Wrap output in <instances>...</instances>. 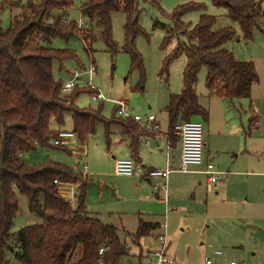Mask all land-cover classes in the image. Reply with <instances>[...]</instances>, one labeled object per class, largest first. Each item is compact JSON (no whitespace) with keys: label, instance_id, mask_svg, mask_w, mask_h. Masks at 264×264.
<instances>
[{"label":"rangeland","instance_id":"374dc122","mask_svg":"<svg viewBox=\"0 0 264 264\" xmlns=\"http://www.w3.org/2000/svg\"><path fill=\"white\" fill-rule=\"evenodd\" d=\"M26 1L0 0V27L3 30L9 27L11 17L19 13L9 3L24 4ZM135 1L139 11L138 24L144 30V34H139L135 39V47L142 56L145 72L141 87L140 72L137 69L130 71L128 54L119 51L112 55L101 37L102 27L81 15L80 8L86 0H72L68 16L70 20L78 22L82 29L91 30L94 37L91 42L92 54L86 51L79 36L68 40L56 39L52 43L53 48L68 49L75 54V58L66 59L62 66L55 61L53 75L56 80L64 82L69 79L70 71L77 69L82 73L77 88L88 90V77L84 71L91 64L94 65L96 72L92 85L108 100H93L91 92H85L77 97V106L95 109L101 105L102 115L110 119L116 109L112 101H126L133 114L143 118L150 114L157 117L163 133L157 141L161 143L168 126L167 115L161 110L166 106L170 94L181 91L182 71L187 61V55L182 52L171 61L167 80L164 75H159L162 62L176 46L177 38L184 40L172 35L169 43L162 47L164 38L172 30L169 15L178 5L189 2L204 4V10H190L181 16V20L194 26L200 15L208 14L217 19L213 30L233 27L236 36L223 48L231 52L235 60L252 61L259 77L258 83L251 88L249 98L228 99L209 96L205 87L206 68L202 66L197 72L193 88L198 103L208 110V119H194L203 123V139L207 141L208 148L213 150V162L226 173L222 177L223 181L217 183V188L208 187L203 175L172 171L165 181L167 187L164 193L156 188L159 179L154 178L148 182L140 176L142 171L133 176L114 174L112 156L121 159L127 149L125 138H122L119 126L115 124L110 127L113 132L109 143L103 124L97 123L95 131L84 142L74 136L68 147H64L66 150L38 147L25 153L23 159L27 165L43 164L51 160L72 168L78 167L79 170L82 165H87L86 174L90 180L86 197L88 208L102 221L113 224L120 240L130 248L129 256L123 258L122 262L141 261L149 251L147 245L151 240L147 237L141 240L139 248L126 235L136 230L138 215L142 214L165 224V233L170 241L168 252L177 264H202L204 257H211L214 264H226L225 261L264 264V204L262 193L252 190L256 172L262 168L259 164L264 163V21L261 19L252 38L245 40L239 26L228 18L227 10L216 7L212 0ZM262 6L264 8V0ZM110 17L111 40L117 48H121L124 44L126 15L116 11ZM115 115L119 117L116 112ZM252 118L257 121L254 126L249 123ZM61 128L72 131L70 113L64 114ZM82 144L86 147V155L79 156L70 152L73 146L79 149ZM80 149L75 152H80ZM156 152L149 153L144 147L141 148L147 167L162 169L164 151ZM221 183H225V186L219 189ZM69 185L65 186L67 190L71 188ZM16 193L19 207L12 232L40 222L37 215L29 213L26 198ZM159 231L155 230L150 236L155 237ZM215 251L222 254L214 256Z\"/></svg>","mask_w":264,"mask_h":264},{"label":"trees","instance_id":"16d2710c","mask_svg":"<svg viewBox=\"0 0 264 264\" xmlns=\"http://www.w3.org/2000/svg\"><path fill=\"white\" fill-rule=\"evenodd\" d=\"M212 3L227 10L228 18L239 26L245 40H250L259 21H264L262 0H212ZM71 5L72 0L11 2L9 6L19 13L11 17L7 29L0 27V264H12L11 259L16 264H98L100 248L106 250L103 254L106 263H121L130 254L117 228L88 212L86 197L90 180L87 176L60 162L47 160L43 164L27 165L20 158L22 153L38 147L66 150L52 146L51 139L56 132L49 126L52 119L57 125H63L65 113L71 114L72 131L81 142L95 131L97 123H102L109 143L110 127L118 125L129 138L128 147L135 162L139 160L141 137L156 135L138 127L132 119L117 117L116 109L107 119L102 115L101 105L95 109L77 106V97L91 92L89 89L76 87L68 96L61 93L62 82L53 75V63L56 61L62 66L66 59L75 58V54L68 49L53 48L52 43L56 39L79 36L86 51L92 54L94 38L91 30L82 29L78 22L69 19ZM204 9L202 3L189 2L178 5L169 15L172 30L164 38L162 47L172 35L184 40L177 38L176 46L162 62L159 75L167 80L169 65L180 53L185 52L187 61L182 71V89L178 94L169 95L163 109L167 115L168 140L175 141L177 123L197 117L208 119V110L198 103L193 88L202 66L206 68L205 87L209 96L249 98L252 86L259 80L252 61L235 60L223 48L236 36L233 27L213 30L217 19L208 14L200 15L194 26L181 20L190 10ZM116 11L126 15L121 48L110 37V15ZM80 12L102 27L101 37L112 55L119 51L128 54L130 71L140 72L141 87L145 72L135 39L144 30L138 24L136 1L86 0ZM256 122L255 118L249 121L253 126ZM54 180L78 184L75 205L61 194ZM16 191L26 198L29 213L37 215L40 222L12 232L19 207ZM158 227L159 223L138 216L136 230L126 235L140 248L141 240Z\"/></svg>","mask_w":264,"mask_h":264},{"label":"built area","instance_id":"2783aa9c","mask_svg":"<svg viewBox=\"0 0 264 264\" xmlns=\"http://www.w3.org/2000/svg\"><path fill=\"white\" fill-rule=\"evenodd\" d=\"M96 72L94 65H90L88 69L84 71L87 75L88 80L86 82V87L91 90V98L93 100H108L104 95L92 85L93 77ZM81 72L77 69H73L69 73V79L65 80L61 84V93L66 95L70 94L73 89L79 86V81L81 79ZM111 101V100H109ZM116 106V114L124 119H132L138 127L145 129L151 133L160 132V124L156 119V116L150 114L146 117H142L138 114H133L131 108L128 106L126 101H112ZM174 134L178 137L180 143V163L177 168L173 169L167 165L162 169H150L144 171L141 176H146L149 179L158 178L157 181L159 191L166 193V180L168 175L172 171L179 172H190L191 167H197L204 164V169L201 171L206 176V184L208 187H212L222 180L225 175L224 171H221L215 167L211 161L204 163V139H203V123L196 119H189L187 121H182L174 126ZM76 136L73 131L58 130L56 131V136L51 139V144L54 146L68 147L70 140ZM146 137V136H143ZM83 156V155H81ZM87 165L81 166L80 171L82 174L87 173ZM142 171L141 167L136 165L135 161L131 157L116 159L114 163V174L119 176H133L136 173ZM58 185L61 194H63L68 202L75 205V196L77 195L76 190H67L68 184L60 183L57 180L53 181ZM155 188V189H156ZM66 190V191H65ZM165 197V196H164ZM159 232L155 237L152 238L155 246L150 249L141 261H136L135 264H177L175 259L167 253V247L169 244L168 238L165 233V224H160ZM106 252L105 248H100L98 253L100 258L98 264H131L128 262L121 263H106L103 258V254ZM220 251H215L214 255H220ZM203 264H214L211 257H204ZM226 264H236L234 261H226Z\"/></svg>","mask_w":264,"mask_h":264},{"label":"crops","instance_id":"0c3cea01","mask_svg":"<svg viewBox=\"0 0 264 264\" xmlns=\"http://www.w3.org/2000/svg\"><path fill=\"white\" fill-rule=\"evenodd\" d=\"M259 81V80H258ZM76 101H77V99H76ZM75 101V103L77 104V102ZM78 105V104H77ZM164 109V108H163ZM161 111H163L164 112V110H161ZM66 114V113H65ZM70 116H71V114H70ZM156 119H157V117H156ZM158 121V120H157ZM159 122V121H158ZM71 124H72V121H71ZM159 124H160V122H159ZM50 129L52 130V131H58V130H61L62 128V126L63 125H61V126H59V125H57V123L55 122V120L54 119H52L51 121H50ZM112 130V129H111ZM113 132V130L111 131V133ZM160 132H161V130H160ZM120 133H121V136H122V138L125 140V142H124V144L126 145V147H127V149H126V151H125V153L123 154V155H121V157L120 158H122V157H131L132 158V156H131V152H130V149H129V147H128V142H129V138L127 137V136H125V135H123L122 134V132H121V130H120ZM161 135H163V133L161 132ZM161 135L159 134V133H156V135H153V136H146V137H141V139H140V144H139V147H138V157H139V160H138V162H135L136 163V165H138L139 167H142V173L144 172V171H147V170H150V169H161V168H156V167H147V164H145V162L143 161V158H142V153H141V148L142 147H144L149 153H157L156 151H164V162H163V164H162V168H164V167H166L167 165H169V167H173V169H175V168H177L178 167V165H179V163H180V143H179V140H178V137L175 135V137H176V139H175V141L174 140H168V135H167V130H166V132L164 133V137H163V141L161 142V143H159L158 141H157V138H162L161 137ZM120 141H121V139H120ZM119 141V142H120ZM154 141H156L155 143H153ZM119 142H117V143H119ZM205 142V141H204ZM206 144L204 145V163L205 162H207V161H211L214 165H215V163L213 162V160H214V157H215V155L212 153L213 152V150H210L209 148H208V143H207V141L205 142ZM83 145V144H82ZM81 148V149H80ZM79 149H80V152H75V150H79L78 149V147H76V146H73L72 147V149L70 150V152L71 153H76V155H79V156H81V155H86V147H84V145L82 146V147H80ZM27 154V153H26ZM25 155V153H22L21 155H20V158L24 161V159H23V156ZM112 158H113V162L115 163V160L117 159V156H112ZM25 162V161H24ZM177 162V163H176ZM264 162V161H263ZM176 164H178L177 165V167H174ZM259 166H262V168H261V170L260 171H258V172H256V179L253 181V183H254V186H253V188H252V190L253 191H255V192H261L262 193V195H261V197H262V199H263V204H264V163L263 164H259ZM158 167V166H157ZM215 167L217 168V169H219V170H221L218 166H216L215 165ZM76 170L78 169V167L77 168H75ZM204 169V164L203 165H201V166H197V167H191V173L192 172H194V173H197V174H200V175H203L204 177H205V185L207 186V184H206V176L201 172L202 170ZM222 171V170H221ZM225 175H226V173H225ZM224 175V176H225ZM85 176H87V174H85ZM141 176V175H140ZM223 176V177H224ZM88 177V176H87ZM143 179H145L146 181H148V182H151V181H153V179H149L148 177H146V176H141ZM221 181H223V179L221 180ZM220 181V182H221ZM219 182V183H220ZM217 185V184H216ZM216 185H214L215 186V188H217V186ZM71 188L69 189V191L70 190H74L73 188H76L75 190H77L78 191V184H70L69 185ZM213 186V187H214ZM225 186V183H221V184H219V189H222L223 187ZM154 188H155V185H154ZM86 207H87V210H88V212L89 213H91L93 216H95V217H97L93 212H91L90 210H89V208H88V205H87V200H86ZM28 209V208H27ZM138 216H140L141 218H143L144 220H146V221H153V222H157V223H159V227L156 229V230H161L160 229V224H161V221L159 220V219H150V218H146L144 215H142V214H139ZM149 217V216H148ZM154 217V216H153ZM152 217V218H153ZM98 218V217H97ZM138 219V218H137ZM160 232V231H159ZM152 236H149V237H147V239H149V240H151L150 241V244L149 245H147V249L148 250H150V249H152V248H154V246H155V244H154V242H153V240H152ZM144 239H146V238H144ZM145 243L147 244L148 242L147 241H145ZM169 245H170V241H169V244H168V247H167V253L169 254ZM214 254V253H213ZM222 254V253H221ZM220 254V255H221ZM170 255V254H169ZM220 255H214V256H220ZM14 260L13 259H11V263L12 264H14ZM127 262V261H126ZM129 263H131V264H135L134 262H129ZM224 263H226V261L224 262ZM203 264V263H202Z\"/></svg>","mask_w":264,"mask_h":264}]
</instances>
